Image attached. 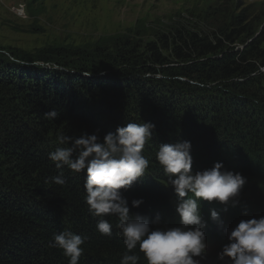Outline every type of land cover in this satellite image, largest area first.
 I'll return each instance as SVG.
<instances>
[{
    "label": "trees",
    "instance_id": "16d2710c",
    "mask_svg": "<svg viewBox=\"0 0 264 264\" xmlns=\"http://www.w3.org/2000/svg\"><path fill=\"white\" fill-rule=\"evenodd\" d=\"M246 19L234 16L209 34L176 29L142 43L120 36L91 49L0 47V264H68L48 246L64 230L84 238L79 264H120L126 249L117 218L104 217L111 236L99 233L83 173L49 159L61 133L99 129L102 138L118 125H155L143 151L146 174L121 190L130 214L159 215L153 228L179 224L176 194L155 158L159 144L178 140L191 143L194 172L221 162L246 178L235 205L199 201L206 238H221L225 222L264 216V24L255 34L241 26ZM53 108L59 116L46 119ZM61 172L66 183H52ZM135 199L143 202L132 207Z\"/></svg>",
    "mask_w": 264,
    "mask_h": 264
},
{
    "label": "clouds",
    "instance_id": "9594fccd",
    "mask_svg": "<svg viewBox=\"0 0 264 264\" xmlns=\"http://www.w3.org/2000/svg\"><path fill=\"white\" fill-rule=\"evenodd\" d=\"M44 116L55 120L59 112L53 108ZM154 128L151 122L127 123L118 125L114 132H107L102 138L99 129L92 134L81 132L79 136L61 133L57 137L59 146L49 152V159L57 169L66 166L75 173H83L84 200L90 215L99 217L96 223L99 233L111 236L113 226L104 217L117 218V234L126 249L120 264H138L140 257L133 251L137 247L147 264H201L206 257L207 225L199 201L224 204L231 201L235 205L246 178L239 172L223 170L221 162L194 172L191 143L187 140L159 144L155 158L167 177L165 186H171L176 194L179 224L151 227L160 223L159 215L150 221L145 216L130 214L121 190L129 189L146 174L150 161L143 151ZM50 180L56 185L66 183L62 172ZM142 202L135 199L131 205L138 207ZM210 217L222 223L217 211L210 210ZM83 244V237L64 230L53 234L48 246L60 249L68 264H79ZM217 256L221 264H264V216L242 219L228 230L227 243Z\"/></svg>",
    "mask_w": 264,
    "mask_h": 264
},
{
    "label": "rangeland",
    "instance_id": "374dc122",
    "mask_svg": "<svg viewBox=\"0 0 264 264\" xmlns=\"http://www.w3.org/2000/svg\"><path fill=\"white\" fill-rule=\"evenodd\" d=\"M239 14L247 18L241 26L256 34L264 24V0H0V47L91 49L120 36L142 43L176 29L209 34ZM231 227L225 222L221 238H206L201 264H221L217 254Z\"/></svg>",
    "mask_w": 264,
    "mask_h": 264
}]
</instances>
